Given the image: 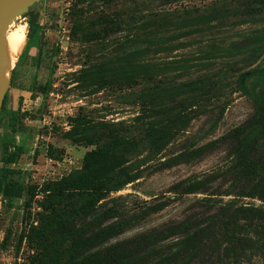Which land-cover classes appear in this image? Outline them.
Here are the masks:
<instances>
[{
    "label": "rangeland",
    "instance_id": "obj_1",
    "mask_svg": "<svg viewBox=\"0 0 264 264\" xmlns=\"http://www.w3.org/2000/svg\"><path fill=\"white\" fill-rule=\"evenodd\" d=\"M263 10L264 0H86L81 4L77 0H41L33 5L29 11L40 12V24L44 25L40 63L36 67L37 33L28 52L11 70L0 115V168L10 169L14 187H24L20 197L0 202V264H30L36 252L24 236L46 214L42 186L80 169L85 154L93 149L74 145L65 137L69 118L82 113L100 121L129 124L138 112L130 96L149 86L140 83L94 92L84 81L86 70L114 66L128 50L145 47L150 37L183 34L162 45L163 49L154 47L156 51L141 60L173 67L155 84L173 88L203 79L214 88L212 103L204 114L196 117L162 156L163 160L171 158L219 140L260 117L258 106L239 90L237 79L243 72L264 67V49L259 56L248 52L230 56L227 50L264 34ZM218 14L226 17L190 27L177 24ZM29 20L22 16L15 22L26 25V43ZM255 80H247V88L252 89ZM260 143L256 159L264 158V141ZM233 147L230 140L220 141L194 162L146 171L113 194L123 197L120 204L125 217L130 218L173 197L169 189L174 184L206 180L200 190L136 222L113 242L184 221L204 226L224 206L264 214V193L241 178L244 164L232 154ZM243 223L239 227L243 228ZM205 254L191 264H211L215 257V264H235L224 257L218 261L217 250ZM253 262L264 264L262 256H255Z\"/></svg>",
    "mask_w": 264,
    "mask_h": 264
},
{
    "label": "trees",
    "instance_id": "obj_2",
    "mask_svg": "<svg viewBox=\"0 0 264 264\" xmlns=\"http://www.w3.org/2000/svg\"><path fill=\"white\" fill-rule=\"evenodd\" d=\"M77 1L81 4L86 0ZM223 15L197 17L177 24L190 27ZM27 16L30 17L28 40L17 64L28 52L30 42L40 33L38 67L44 25L40 24V12L28 11L24 17ZM182 35L150 37L145 47L128 50L114 66L84 72V81L94 92L113 86L125 89L140 83H149V86L130 96V102L138 112L129 124L100 121L82 113L69 118L70 129L65 132V137L74 145L93 149L85 154L80 169L42 186L40 193L44 197L42 206L46 214L38 226L24 236L36 252L30 264H191L205 257L207 250H217L218 261L224 257L235 264H254L255 256H262L264 260V214L230 206L222 207L204 226L184 221L160 231L113 242L136 222L166 209L176 199L200 190L206 180L176 183L169 189L173 197L130 218L125 217L120 204L123 197H113V194L142 178L146 171L194 162L223 140L234 143L232 154L244 164L241 178L253 184L254 190L264 193V158H255L257 149L262 147L260 141H264V67L243 72L237 79L239 90L259 108L257 121L234 129L207 145L162 159L167 148L196 117L204 114L213 100L214 88L207 80L198 79L168 88L155 81L173 67L162 68L141 61L156 51L154 47L163 49L162 45ZM263 46L264 34L233 44L227 55L248 52L259 56ZM253 77L256 80L249 89L245 82ZM35 83L34 78L33 85ZM223 111L224 108L221 115ZM11 173L9 168H0V202L13 196L20 197L24 190V187L13 186ZM241 222H244L243 228L239 227ZM215 259L211 264H215Z\"/></svg>",
    "mask_w": 264,
    "mask_h": 264
},
{
    "label": "water",
    "instance_id": "obj_3",
    "mask_svg": "<svg viewBox=\"0 0 264 264\" xmlns=\"http://www.w3.org/2000/svg\"><path fill=\"white\" fill-rule=\"evenodd\" d=\"M40 1L41 0H0V115L8 87L3 59L4 41L8 29L19 17L24 16L33 5Z\"/></svg>",
    "mask_w": 264,
    "mask_h": 264
},
{
    "label": "bare ground",
    "instance_id": "obj_4",
    "mask_svg": "<svg viewBox=\"0 0 264 264\" xmlns=\"http://www.w3.org/2000/svg\"><path fill=\"white\" fill-rule=\"evenodd\" d=\"M27 28L24 24L13 23L6 35L3 49L4 72L8 80L11 70L17 64L18 59L26 45ZM18 58V59H17Z\"/></svg>",
    "mask_w": 264,
    "mask_h": 264
}]
</instances>
